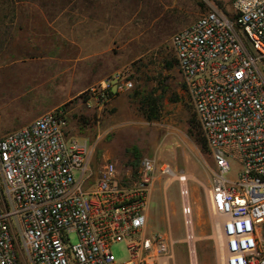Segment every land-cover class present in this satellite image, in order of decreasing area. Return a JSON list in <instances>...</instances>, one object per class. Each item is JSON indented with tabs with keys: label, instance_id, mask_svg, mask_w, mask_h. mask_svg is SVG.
Instances as JSON below:
<instances>
[{
	"label": "built area",
	"instance_id": "obj_1",
	"mask_svg": "<svg viewBox=\"0 0 264 264\" xmlns=\"http://www.w3.org/2000/svg\"><path fill=\"white\" fill-rule=\"evenodd\" d=\"M170 45L213 160L208 200L221 219L222 264H264V0H232L229 12L208 4ZM133 87L131 73L116 70L79 98L102 112ZM92 155L63 106L0 136V264H169L170 239L146 229L154 161L143 158L128 182L111 160L94 175ZM159 171L178 183L197 264L189 178L169 165ZM118 242L122 261L112 252Z\"/></svg>",
	"mask_w": 264,
	"mask_h": 264
},
{
	"label": "rangeland",
	"instance_id": "obj_2",
	"mask_svg": "<svg viewBox=\"0 0 264 264\" xmlns=\"http://www.w3.org/2000/svg\"><path fill=\"white\" fill-rule=\"evenodd\" d=\"M231 2L0 0V136L59 105L66 109L69 131L77 138L86 137L93 147L89 167L94 175L111 160L117 177L133 182L138 179L141 160H153L156 171L149 188L146 229L170 239L169 264H190V260L179 186L160 173L162 165L189 178L197 264H219L217 245L220 254L223 251L221 219L213 214L208 200L213 160L190 131L189 118L195 115L199 120L174 61L170 37L204 13L208 4L229 12ZM74 13L81 14L83 21H96L100 15L108 26L99 56V68L106 71L102 78L127 70L134 82L123 93L124 99L101 114L86 108L79 93L74 95L89 81L79 66L70 69L69 59L77 49L62 36L74 24ZM145 94L158 99L157 119L148 120L140 110L138 101ZM231 165L234 171L236 164ZM112 252L118 261L127 257L122 242L115 243Z\"/></svg>",
	"mask_w": 264,
	"mask_h": 264
},
{
	"label": "crops",
	"instance_id": "obj_3",
	"mask_svg": "<svg viewBox=\"0 0 264 264\" xmlns=\"http://www.w3.org/2000/svg\"><path fill=\"white\" fill-rule=\"evenodd\" d=\"M97 16L100 18H96V21H92V20L87 21L86 19H85L86 21H83L81 14L79 13L72 14L71 17L75 22L73 25L71 24L69 25L68 27L69 33L62 35L63 38H66L68 41H70V43L73 44V47L74 48L76 47L75 49H77L73 57L69 59L70 62L73 63L72 64L73 67L70 66V69H77L76 67L79 66L81 71H85L89 75V81L87 82V84L80 87L79 90L74 95L80 93L87 86L91 85L92 82H95L97 80L99 81L106 72L103 69L99 68L100 66L99 56L102 54L101 50L103 45L101 42L103 36L108 35V26L103 25L102 18L100 15ZM79 64L83 65V67H81V65ZM97 70L98 72L100 70V72L96 74V78L91 80V77L95 76V72ZM72 96H69V99ZM122 99H124L123 93L114 97L111 103L109 104L108 108L111 106L112 103L117 104ZM57 106L59 105H55L53 108ZM99 113L101 114V112Z\"/></svg>",
	"mask_w": 264,
	"mask_h": 264
},
{
	"label": "trees",
	"instance_id": "obj_4",
	"mask_svg": "<svg viewBox=\"0 0 264 264\" xmlns=\"http://www.w3.org/2000/svg\"><path fill=\"white\" fill-rule=\"evenodd\" d=\"M225 11V10H224ZM227 12V11H225ZM176 62V59H174ZM168 66H172L171 63H168ZM140 110L147 117L148 120H153L158 118V99L152 94H145L139 99ZM190 131L194 134L195 139L200 144L201 148L205 152H210L207 145L206 139L203 135L199 121H196L195 115H192L189 118ZM135 150V148H134Z\"/></svg>",
	"mask_w": 264,
	"mask_h": 264
},
{
	"label": "bare ground",
	"instance_id": "obj_5",
	"mask_svg": "<svg viewBox=\"0 0 264 264\" xmlns=\"http://www.w3.org/2000/svg\"><path fill=\"white\" fill-rule=\"evenodd\" d=\"M218 246L219 245H217V252H218V254H217V259H218V263L219 264H222V255L220 254V252H219V248H218Z\"/></svg>",
	"mask_w": 264,
	"mask_h": 264
}]
</instances>
